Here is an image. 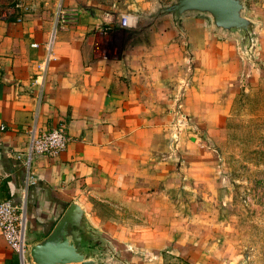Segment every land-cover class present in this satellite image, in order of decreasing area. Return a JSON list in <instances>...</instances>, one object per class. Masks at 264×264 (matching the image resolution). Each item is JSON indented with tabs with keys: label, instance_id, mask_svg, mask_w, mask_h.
I'll return each instance as SVG.
<instances>
[{
	"label": "crops",
	"instance_id": "crops-1",
	"mask_svg": "<svg viewBox=\"0 0 264 264\" xmlns=\"http://www.w3.org/2000/svg\"><path fill=\"white\" fill-rule=\"evenodd\" d=\"M242 1L264 30V0ZM137 2L150 8L151 1ZM110 7L102 0H35L22 18H0V199L25 209L29 247L45 239L76 202L110 243L98 264H209L175 244L186 241L161 237L164 225L141 228V200L153 194L142 190V177L150 173L158 180L165 168L142 167L138 153L149 105L176 102L178 90H187L172 72L179 45L196 39L189 24L200 23L195 26L207 42L212 30L206 18L186 19L179 39L166 21L141 35L123 28ZM61 121L70 137L66 150L56 157L34 155L27 168L31 132ZM119 200L132 204L139 223L99 213L100 206L114 207ZM0 264H21L1 235Z\"/></svg>",
	"mask_w": 264,
	"mask_h": 264
},
{
	"label": "rangeland",
	"instance_id": "rangeland-1",
	"mask_svg": "<svg viewBox=\"0 0 264 264\" xmlns=\"http://www.w3.org/2000/svg\"><path fill=\"white\" fill-rule=\"evenodd\" d=\"M34 1L0 0V18L20 19ZM102 1L111 6L115 18L136 17L137 24L130 29L143 35L152 29L141 31L153 9L174 0H148L150 8L141 9L137 0ZM196 17L184 19L177 39L187 20L205 21ZM165 21L175 29L170 20L160 23ZM199 24H189L196 39L179 45L177 72H172L178 86L188 85L186 92L180 88L176 102L149 105L150 121L141 126V166L165 168L158 180L150 173L142 177V190L153 194L141 200V228L164 225L167 229L161 230V237L186 241L175 244L201 262L264 264L263 24L257 30L256 46L242 53L234 40L225 44L226 38L211 30L208 42L201 39L202 27L195 26ZM206 28L210 29L208 20ZM118 50L113 43L111 51ZM128 203L119 200L114 207L100 206L98 211L113 221L137 224ZM153 210L155 216L148 215Z\"/></svg>",
	"mask_w": 264,
	"mask_h": 264
},
{
	"label": "water",
	"instance_id": "water-1",
	"mask_svg": "<svg viewBox=\"0 0 264 264\" xmlns=\"http://www.w3.org/2000/svg\"><path fill=\"white\" fill-rule=\"evenodd\" d=\"M242 0H174L168 5L160 3L147 17L141 31L157 22L170 20L178 31L183 19L201 16L209 21L210 29L236 42L239 53L256 46L260 21L245 14ZM182 30V29H181ZM179 33V32H178ZM102 234L90 223L83 207L72 202L65 209L51 233L29 247L32 264H98L106 247Z\"/></svg>",
	"mask_w": 264,
	"mask_h": 264
},
{
	"label": "built area",
	"instance_id": "built-area-1",
	"mask_svg": "<svg viewBox=\"0 0 264 264\" xmlns=\"http://www.w3.org/2000/svg\"><path fill=\"white\" fill-rule=\"evenodd\" d=\"M58 15L59 21L65 18ZM119 24L123 28H133L137 24L136 17L131 14H121ZM3 129V128H2ZM177 134H174V138ZM70 142L67 127L63 121L57 126L42 132H31L25 165L30 167L34 155L56 157L66 150ZM28 220L24 208L14 206L11 201L0 199V235L6 245L19 257L21 264H29V244L27 243Z\"/></svg>",
	"mask_w": 264,
	"mask_h": 264
}]
</instances>
